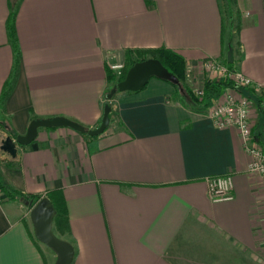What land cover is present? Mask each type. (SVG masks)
Listing matches in <instances>:
<instances>
[{
  "label": "crops",
  "instance_id": "crops-1",
  "mask_svg": "<svg viewBox=\"0 0 264 264\" xmlns=\"http://www.w3.org/2000/svg\"><path fill=\"white\" fill-rule=\"evenodd\" d=\"M222 1L0 0V94L13 63L11 14L21 53L0 121L18 136L33 119L98 128L110 65L125 64L127 52L173 51L206 79L204 60L228 63ZM231 17L233 69L250 81L242 96L263 144L264 0H234ZM174 92L152 78L139 92L115 96L113 123L99 137L41 129L16 159L0 151V173L15 190L59 207L63 200L72 264H264V181L247 172L238 131L218 128L209 110L184 106ZM226 95L239 96L229 89L217 100ZM6 137L0 129V143ZM227 174L234 199L211 202L207 179ZM1 196L0 264H54L26 205Z\"/></svg>",
  "mask_w": 264,
  "mask_h": 264
},
{
  "label": "trees",
  "instance_id": "trees-1",
  "mask_svg": "<svg viewBox=\"0 0 264 264\" xmlns=\"http://www.w3.org/2000/svg\"><path fill=\"white\" fill-rule=\"evenodd\" d=\"M233 2L234 0L222 1L223 27L225 26L223 29L224 30V36L222 39L223 42L225 41V33L227 32L226 30L229 27L231 28V31L235 30V27H233L232 25V17H231ZM6 32H7L9 43L13 51V63H12V69H11L10 75L8 79L6 80V82L4 83V86L0 94V111L5 110V104L15 88V85H16V82L19 76V71H20L21 53H20L17 36H16V31H15V15L14 14H11L9 17V20L7 21ZM231 40L232 39L229 37L227 50L229 49L233 50ZM149 59L159 61L162 64V66L166 70H168L169 73H171L178 79L180 83V87L173 85L175 89L174 99L176 101L181 102L184 106L196 112L201 113V112H205L209 110V108L213 105V103L226 90H229V89L235 90L240 95H242L245 91V89L237 87L232 81L228 79H221V80L207 79L204 81V84H203L204 86L203 97L200 98L193 92V90L189 87L187 83V65L184 59L179 54L173 51H170L167 49H155V50H139V51H134V52H127L122 76L118 79L115 78L113 74H109L108 76L109 89H108L106 96L115 88V86L118 83H120L121 81L125 79L126 74L131 67H133L138 62L146 61ZM226 65L230 70L232 71L234 70L233 64H228L226 62ZM248 92H250V90H248ZM118 94L119 93H117L116 95ZM115 96L112 98V100L115 98ZM246 98L249 99L248 97ZM112 100L109 101L107 100L106 97H104L103 110L106 106H110L112 108V103H111ZM32 121H35V119H33ZM112 123H113V120L110 114L109 127L111 126ZM0 129L8 137H11L12 139H16L18 137V135L12 130L8 121H0ZM84 136H87V135H84ZM0 193L6 196L9 200L14 201V202H19L21 198H24L28 201H32L33 204H36L37 202L41 200L39 196H27L15 190L2 177L1 173H0ZM50 201L53 204L55 211H56V216L54 219V233L57 237L62 239L65 234V228L67 227V223H68L67 217H66V210L64 208V203H63V200L60 198V207H59L52 199H50Z\"/></svg>",
  "mask_w": 264,
  "mask_h": 264
},
{
  "label": "water",
  "instance_id": "water-1",
  "mask_svg": "<svg viewBox=\"0 0 264 264\" xmlns=\"http://www.w3.org/2000/svg\"><path fill=\"white\" fill-rule=\"evenodd\" d=\"M227 61L228 64L233 63L232 49L228 51ZM152 78L167 81L174 86L180 87L178 79L169 73L159 61L149 59L138 62L131 67L125 79L118 83L106 98L110 101L117 93L139 92ZM111 111L112 108L110 106L104 108L101 124L93 130H87L83 126L65 118L32 121L25 135L18 136L16 139H12L11 137L3 139L0 143V151L12 159H16L18 147H26L34 142L41 129L70 128L81 134H86L89 137H99L107 131L110 125ZM19 202L31 208L30 220L34 229V236L38 242L49 248L56 255L55 264H72L74 247L71 243L55 235L53 226L56 211L51 201L44 197L36 204L24 198H21Z\"/></svg>",
  "mask_w": 264,
  "mask_h": 264
},
{
  "label": "built area",
  "instance_id": "built-area-1",
  "mask_svg": "<svg viewBox=\"0 0 264 264\" xmlns=\"http://www.w3.org/2000/svg\"><path fill=\"white\" fill-rule=\"evenodd\" d=\"M110 69L115 78L118 79L122 76L124 64H111ZM201 71L207 73L208 79H228L239 88L246 89L250 87V81L246 77L235 70H230L217 60H204L201 63ZM190 74L192 75L191 71L187 72V80H189ZM257 91L264 93V86L257 87ZM193 92L198 97H203V87L193 90ZM250 110V101L245 96L239 94L236 98L226 95L224 99L214 102L209 109V117L220 129H236L238 131L244 151L250 158L247 172L250 175L261 177L264 181V143L257 142L252 134ZM206 182L208 197L211 202H229L234 199L233 181L230 174L211 177ZM1 198L0 194V200Z\"/></svg>",
  "mask_w": 264,
  "mask_h": 264
},
{
  "label": "rangeland",
  "instance_id": "rangeland-1",
  "mask_svg": "<svg viewBox=\"0 0 264 264\" xmlns=\"http://www.w3.org/2000/svg\"><path fill=\"white\" fill-rule=\"evenodd\" d=\"M225 27V26H224ZM227 31V30H226ZM225 38H227V40L229 39L227 36L225 37ZM188 72V71H187ZM203 73V72H202ZM192 74H193V72H192ZM204 74H205V78L206 79H198V77L196 78L195 76H193V75H191L190 74V77H189V80H187V83H188V85H189V87L192 89V90H198L199 88H201V87H203V89H204V86H203V84H204V81L205 80H207L208 78H207V73L206 72H204ZM213 80H221V79H213ZM235 91V90H234ZM112 103V102H111ZM22 211H23V213L24 214H26V217L27 218H29V215H30V211H29V207H26V206H24V208L22 209ZM44 249H45V251H46V253H48L49 255H51L53 258L55 257V254L49 249V248H47V247H44ZM52 258V259H53ZM54 264H55V262H54Z\"/></svg>",
  "mask_w": 264,
  "mask_h": 264
}]
</instances>
